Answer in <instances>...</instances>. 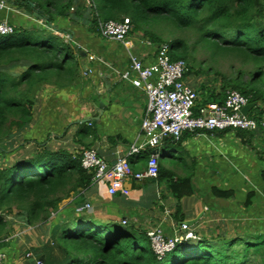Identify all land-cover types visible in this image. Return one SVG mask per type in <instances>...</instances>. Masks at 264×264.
Masks as SVG:
<instances>
[{"label": "trees", "instance_id": "16d2710c", "mask_svg": "<svg viewBox=\"0 0 264 264\" xmlns=\"http://www.w3.org/2000/svg\"><path fill=\"white\" fill-rule=\"evenodd\" d=\"M87 1L88 28L95 32L98 19L129 17L131 30H141L157 44L165 43L172 59L185 60V75L213 70L219 58L233 56L238 62L233 74L220 73L222 80L218 89L201 86L193 111L198 113L200 106L209 101L222 102L227 89H236L248 96L249 102H255L248 115L257 121L263 118V110L257 103L264 102V0ZM6 2L29 14L39 9L43 24L23 27L6 19L13 25V31L0 35V153L3 156L18 149L12 146L7 150L5 141L13 136V129L29 125L31 104L40 84L49 82L62 87L83 85L87 80L82 64L86 56L74 51L70 40L54 32L43 33L40 28V25L48 26L50 31L67 33L59 23L55 22L57 26L53 23L74 17L75 6L83 8L78 0ZM36 34L40 37H34ZM158 34L165 39H158ZM199 51L206 55L203 60L197 57ZM197 61L199 68L195 67ZM262 129L260 140L264 146ZM234 131L256 149L251 142L252 131L247 132V137L248 130ZM194 132L201 131H190ZM181 136L175 141L166 138L162 142L168 148H175ZM80 152L42 147L0 166V209L17 208L20 214H25L28 224L59 220H55L56 227L46 240L45 250L39 257L34 254L41 264H264V232L247 231L215 237L214 241L204 236L183 238L158 257L146 230L133 228L126 222H103L88 209H78L77 204L85 199V190L93 183L92 173L81 166ZM164 168L159 161L156 177H162ZM261 177L264 191V169ZM190 181V177L183 176L172 180L169 174L175 198L192 193ZM213 193L229 196L233 190L215 187ZM250 195L251 190L247 197ZM66 198L71 199L60 210L59 204ZM29 264L36 263L31 259Z\"/></svg>", "mask_w": 264, "mask_h": 264}, {"label": "crops", "instance_id": "0c3cea01", "mask_svg": "<svg viewBox=\"0 0 264 264\" xmlns=\"http://www.w3.org/2000/svg\"><path fill=\"white\" fill-rule=\"evenodd\" d=\"M78 4L83 8L75 6V18L57 19L53 25H56L55 22L59 23L69 35V40L77 43L85 52L86 57L82 64L87 69V80L83 85L75 83L62 87L49 82L40 84L31 104V121L23 129H14L12 141L15 142L17 135L23 132L21 142H25L23 144L24 147L27 146L26 149L33 146L34 152L42 147L78 152L89 146L88 148L95 149L107 163L114 162L122 155L128 158L133 169H144L148 157L147 149H139L132 154H128V151L133 145L145 143L140 123L145 114L147 98L143 90L135 87L130 80L122 78L120 72L128 67L130 54L138 56L145 65L151 64L157 43L152 42L138 29L131 30L123 42L103 38L87 27L86 22L90 20V16L86 15L88 1L78 0ZM10 6L11 9L0 10V19H7L12 24L23 27L43 24L42 18ZM195 75L186 74L185 81L200 92L198 87L202 85H199V77ZM99 109L101 113L97 114ZM92 117L93 125L87 120ZM262 130L260 128L255 132L259 131L261 136ZM247 132L249 131L245 132V137ZM255 132L251 138L252 144ZM260 136L261 146L254 145V149L242 137L237 136L234 129L194 133L184 131L175 148H168L162 143L160 150L178 152L180 158H185L186 165L164 164L165 171L160 178H127L124 184L129 188V193L125 195L117 193L109 196L105 184L98 185L93 182L85 190V199L80 203L88 202L89 208L84 209H88L100 221L122 223L124 219L133 228L146 231L158 226L161 233L168 238L185 233L180 227L181 223L187 224V230L194 237L204 236L212 241L215 237L239 234L237 231L224 233L218 230L212 239L208 237L209 233L204 234L203 231L210 230V216L214 213L229 221L243 218L247 214L256 215L257 218L264 217L261 177L264 169V146ZM234 138L248 146L250 154L235 146L232 140ZM8 157V154L3 156L0 153L4 165L10 163ZM172 159L178 160L174 157ZM159 161L161 162L160 157ZM169 174L172 180L182 176L190 177L192 193L180 199L175 198L170 188ZM215 187L222 190L232 189L233 193L229 196H217L213 193ZM250 190L252 195L247 197ZM70 199L62 200L59 204L60 210L64 209ZM243 209L248 212L244 213ZM0 210V216L3 217V225L0 227V253L4 254L0 264H29L31 259L24 257L26 250H32L39 257L40 252L47 246V238L56 227L55 220H59H48L44 229L40 222L28 224L25 214H20L17 208ZM229 225L240 227L234 221ZM219 227L226 228V223L220 222L211 229ZM37 228L44 233L40 235L39 241L35 240L33 234ZM249 231L258 232V229Z\"/></svg>", "mask_w": 264, "mask_h": 264}, {"label": "built area", "instance_id": "2783aa9c", "mask_svg": "<svg viewBox=\"0 0 264 264\" xmlns=\"http://www.w3.org/2000/svg\"><path fill=\"white\" fill-rule=\"evenodd\" d=\"M2 9H11L6 0H0V10ZM131 29V21L126 16L121 19H98L96 23V32L101 37L119 42L125 40ZM12 31L13 25L6 19H0V35ZM53 32L66 40L69 39L67 33L56 29ZM170 54L165 43L157 44L151 64L145 65L138 56L130 54L128 67L120 72L122 78L130 80L135 87L143 90L147 98L145 114L140 123L145 143L133 145L128 151V154H132L143 148L149 150L144 169H133L126 156L121 155L114 162L107 163L93 148H83L80 152L81 166L92 173V182L106 185L109 196L117 193L128 194L129 188L124 184L127 178L157 176L159 156L155 150L161 147L166 138L178 140L184 131L212 132L239 128L255 132L264 127V117L257 121L253 116H249L248 112L242 113L249 97L236 89H227L222 102L209 101L200 106L199 112L195 114L193 107L197 104L200 92L185 81V60L172 59ZM83 71L86 73L87 69ZM89 206L90 204L85 202L84 206H79L78 209ZM125 222L123 219L122 223ZM180 227L185 233L170 238L165 237L158 226L146 231L151 247L158 257H162L183 238L194 237L193 233L187 230V224L181 223ZM24 257L41 264V260L34 256L30 249L26 250ZM3 258L4 254L0 253V260Z\"/></svg>", "mask_w": 264, "mask_h": 264}, {"label": "rangeland", "instance_id": "374dc122", "mask_svg": "<svg viewBox=\"0 0 264 264\" xmlns=\"http://www.w3.org/2000/svg\"><path fill=\"white\" fill-rule=\"evenodd\" d=\"M20 9H23V8H20ZM152 26L154 28H157L154 24H152ZM40 28H42L44 30L43 33L53 32V29H52V31H50L48 26H43V27L40 26ZM135 32L138 33V31H135ZM34 37L38 38V37H40V35L36 34V35H34ZM157 38L160 39L161 41H163V39H165V36L161 35V34H158ZM205 56H206L205 53H203L202 51H199L198 54H197V57L200 60H203L205 58ZM198 64H200L199 61H197L196 64H195L196 68H199L197 66ZM214 65H215V69H213V70L206 71V72H199L197 74L195 73L196 74L195 76L199 77V82H200L199 85L206 86L208 89L209 88H215V89L220 88L221 80H222V77H221L220 73H229V75H232L234 70H235V68L238 66V62L233 56H228V57L219 58V60L217 62H215ZM204 66L205 65H203L202 68H205ZM215 71H217V73ZM191 77H194V75L191 76ZM199 88L200 87H198V89ZM257 104L262 108V110H263L262 117H264V102H258ZM82 126H85V124L82 125ZM258 132L254 133L255 135H254V140H253L254 145L256 147L261 146L259 144V136L260 135H259ZM22 136H23V132H21L19 135H17V138H16L15 142L16 143L18 142L17 143L18 145H16L17 146L16 148H18V149L15 152L9 154L8 162H11L14 159L25 157L27 155H31V154L34 153V151H33L34 147L33 146H31L28 149H26L27 146L24 147L23 143H25V142L24 141H23V143L21 142L23 140ZM13 138L14 137H11L8 141H5L6 142L5 145L6 146L8 145V147H7L8 149L7 150H10V148L12 146H15L16 143L12 141ZM232 140L234 141L235 146L244 149L246 154L249 153L248 150H250V149L248 148V146L246 147L245 145H243L237 138H234ZM31 143H33V142H31ZM173 157L174 158H178V160H176V161L173 160L172 159ZM1 158H0V166L2 167V166H4L5 162ZM170 158H171V161L169 162ZM246 159L248 161V158H246ZM160 160L163 163V165L164 164L165 165L169 164L170 166H175V165H178V164L182 165V166L186 165L185 164L186 161H185V158L183 156L180 158V155H179L178 152L177 153H172V152L168 151L167 149H165L164 151L161 152ZM64 201H66V200H64ZM243 212L247 213L248 211H245V209H243ZM219 216H220V214H218V213L212 214L210 216V220H212L211 221L212 225L209 227L210 230L208 232L203 231L204 234L209 233L208 237H212V239H214L213 237H215V233L218 230H220V232H224V233H230V232L233 233V232H236V231L242 233V232L248 231L250 229H254V228L258 229V232L264 231V217L257 218L256 215L249 216V214H247L246 216H249L247 218L245 216L243 218L236 219V220L231 219V221H234V224H238L240 226V227L237 226V228H235L233 225H229V223L231 222V221H229V219H227L225 217L224 218H222V217L219 218ZM47 221L40 223L42 225L41 226L42 228L45 229V225H47ZM220 222L226 223V228H220L219 227L218 229H211V228H215L216 226H218L220 224ZM42 231H43L42 229L41 230H39L38 228L36 229V233H33L34 237H35V240H38V241L41 240L40 239V235L44 234V233H42ZM194 238H197V237H194Z\"/></svg>", "mask_w": 264, "mask_h": 264}, {"label": "water", "instance_id": "95a60500", "mask_svg": "<svg viewBox=\"0 0 264 264\" xmlns=\"http://www.w3.org/2000/svg\"><path fill=\"white\" fill-rule=\"evenodd\" d=\"M38 11H39V9L36 10V11H34V12L32 13L33 16L39 17ZM70 42H71V45H72V49H73L74 51H77V52H78L79 54H81L82 56H85V52H83V50L80 49V47H79V45H78L77 43H75L74 41H71V40H70ZM83 68L86 69L85 66H83ZM99 105H101V103H99ZM253 105H255V102H254V101L248 102V103L242 108V113H243V114H246L247 111H248V109H249L250 107H252ZM94 106H95V104H94ZM100 113H101V110L99 109V110L97 111V114H100ZM93 119H94V118L92 117V118H88L87 120L91 121V123H92V125H93ZM163 139H164V137H163ZM84 204H85V202L78 203L77 206H84Z\"/></svg>", "mask_w": 264, "mask_h": 264}, {"label": "clouds", "instance_id": "9594fccd", "mask_svg": "<svg viewBox=\"0 0 264 264\" xmlns=\"http://www.w3.org/2000/svg\"><path fill=\"white\" fill-rule=\"evenodd\" d=\"M68 40H69V39H68ZM155 151H157L158 156L161 158V152H162L163 150H160V148H158V149L155 150ZM158 163H159V158H158Z\"/></svg>", "mask_w": 264, "mask_h": 264}]
</instances>
